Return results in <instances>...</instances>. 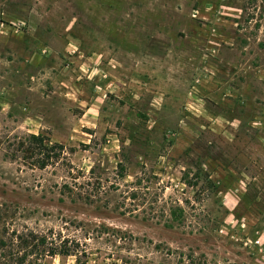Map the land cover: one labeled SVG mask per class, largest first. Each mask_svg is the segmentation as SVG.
Wrapping results in <instances>:
<instances>
[{"label":"rangeland","instance_id":"obj_1","mask_svg":"<svg viewBox=\"0 0 264 264\" xmlns=\"http://www.w3.org/2000/svg\"><path fill=\"white\" fill-rule=\"evenodd\" d=\"M0 24V264H264V0H0ZM28 135L62 156L31 166Z\"/></svg>","mask_w":264,"mask_h":264},{"label":"trees","instance_id":"obj_2","mask_svg":"<svg viewBox=\"0 0 264 264\" xmlns=\"http://www.w3.org/2000/svg\"><path fill=\"white\" fill-rule=\"evenodd\" d=\"M22 160H28L30 165L40 170L45 169L53 162L58 161L63 154V147L58 144L50 145L48 139L42 135H28L24 142L17 143ZM18 158V157H12ZM39 246L43 248L44 256L57 255L70 256V251H58L52 244L47 243L46 237H42Z\"/></svg>","mask_w":264,"mask_h":264},{"label":"crops","instance_id":"obj_3","mask_svg":"<svg viewBox=\"0 0 264 264\" xmlns=\"http://www.w3.org/2000/svg\"><path fill=\"white\" fill-rule=\"evenodd\" d=\"M9 28V29H7ZM17 33V29L11 26H7L4 24H0V50H4V47L8 46V44L12 41ZM16 38V37H15ZM18 42L21 40L19 37H17ZM27 56H23V59L25 60V64H27V59L25 58ZM24 72L20 69L19 74L23 78L25 75ZM33 78V77H32Z\"/></svg>","mask_w":264,"mask_h":264}]
</instances>
